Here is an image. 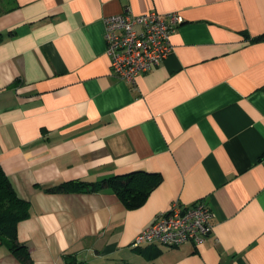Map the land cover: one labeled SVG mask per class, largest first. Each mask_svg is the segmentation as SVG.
Returning <instances> with one entry per match:
<instances>
[{"label":"crops","instance_id":"1","mask_svg":"<svg viewBox=\"0 0 264 264\" xmlns=\"http://www.w3.org/2000/svg\"><path fill=\"white\" fill-rule=\"evenodd\" d=\"M151 10L183 21L131 85L103 18ZM263 35L264 0L0 1V166L30 203L17 239L33 264H264ZM138 171L162 180L132 210L110 189L43 190ZM174 201L211 210L205 240L131 248Z\"/></svg>","mask_w":264,"mask_h":264},{"label":"built area","instance_id":"2","mask_svg":"<svg viewBox=\"0 0 264 264\" xmlns=\"http://www.w3.org/2000/svg\"><path fill=\"white\" fill-rule=\"evenodd\" d=\"M177 13L154 10L140 15L122 12L103 18L105 53L112 75L134 85L136 78L158 66L171 52V34L182 22ZM264 162V160H263ZM213 213L203 203L183 206L171 203L164 214L141 230L131 248L159 245L177 248L185 243L200 245L213 230Z\"/></svg>","mask_w":264,"mask_h":264},{"label":"trees","instance_id":"3","mask_svg":"<svg viewBox=\"0 0 264 264\" xmlns=\"http://www.w3.org/2000/svg\"><path fill=\"white\" fill-rule=\"evenodd\" d=\"M2 1V0H0ZM258 39H264V35ZM160 174L149 172H132L112 176L96 183L69 181L53 187H44L48 193L87 192L93 193L104 189L112 190L126 209L140 207L161 183ZM30 215V203L21 199L8 177L0 166V247L5 246L8 252L21 264H33L28 248L17 239V225ZM66 264H84L77 262L71 255L65 256Z\"/></svg>","mask_w":264,"mask_h":264},{"label":"rangeland","instance_id":"4","mask_svg":"<svg viewBox=\"0 0 264 264\" xmlns=\"http://www.w3.org/2000/svg\"><path fill=\"white\" fill-rule=\"evenodd\" d=\"M3 248H5V247H3Z\"/></svg>","mask_w":264,"mask_h":264}]
</instances>
